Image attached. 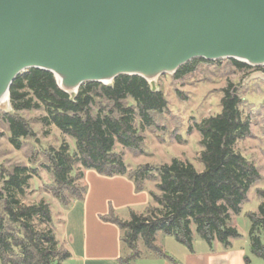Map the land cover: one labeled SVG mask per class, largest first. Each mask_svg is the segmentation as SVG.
I'll use <instances>...</instances> for the list:
<instances>
[{
    "label": "trees",
    "instance_id": "1",
    "mask_svg": "<svg viewBox=\"0 0 264 264\" xmlns=\"http://www.w3.org/2000/svg\"><path fill=\"white\" fill-rule=\"evenodd\" d=\"M240 70L251 67L230 61ZM198 59L183 66L174 76L180 80L195 71ZM264 72V70H263ZM220 114L195 124L201 136L199 155L204 166L198 171L189 161L174 158L159 168L138 166L130 170L117 146L140 150L144 142L136 127L139 119L147 127L155 126L153 114H162L168 102L162 90L152 92L140 77L121 76L112 86L84 84L75 101L59 89L54 76L32 69L21 74L11 87L12 114L0 112L8 124L10 142L18 150L23 141L35 133L21 112L44 111L39 122L55 126L71 139L58 149L50 147L43 167L53 177L46 190L65 207L82 201L87 187L79 182L86 171H95L107 178L126 177L137 193L145 190L146 182H154L150 205L144 213L130 210V219L123 220L114 210L101 219L117 226L121 241L130 252L124 262L153 256L172 260L157 245V235L172 237L188 251H194V230L211 249L216 243L225 249L243 236L233 225L248 202L250 189L261 179L258 169L235 147L251 135V123L243 115V99L229 84L223 89ZM36 169L15 166L0 169V263L1 264H62L71 258L60 248L54 230V217L45 201L23 204ZM261 200L257 212H248L250 253L264 263V189L257 191ZM43 226V228H42ZM140 244L146 251L141 252Z\"/></svg>",
    "mask_w": 264,
    "mask_h": 264
},
{
    "label": "water",
    "instance_id": "2",
    "mask_svg": "<svg viewBox=\"0 0 264 264\" xmlns=\"http://www.w3.org/2000/svg\"><path fill=\"white\" fill-rule=\"evenodd\" d=\"M198 59L264 67V0H0L6 114L13 83L32 69L75 101L84 84L110 87L121 76L157 93L160 77Z\"/></svg>",
    "mask_w": 264,
    "mask_h": 264
},
{
    "label": "rangeland",
    "instance_id": "3",
    "mask_svg": "<svg viewBox=\"0 0 264 264\" xmlns=\"http://www.w3.org/2000/svg\"><path fill=\"white\" fill-rule=\"evenodd\" d=\"M212 63L197 65L192 74L180 80L175 79L174 75L160 77L157 85L166 96L167 109L162 114H153V127L149 128L137 119L136 127L144 139L140 150H130L119 145L116 152L123 155L130 170L141 165L159 168L169 164L174 158H179L191 162L198 171H202L204 166L199 162L202 151L201 136L196 131L195 124L221 113L222 91L229 84H233L234 90H237L243 99L242 113L251 123V135L239 141L235 149L254 164L261 175V179L249 191V200L243 204L242 214L233 220V225L243 236L237 241L238 245L248 249L250 222L246 213L257 212L261 203L257 191L264 189V81L255 75L263 71L264 67L240 71L229 60ZM0 112L4 113L2 110ZM20 115L28 121L35 136L24 140L23 147L18 150L9 140L8 124L0 119V169L10 170L15 166L36 169L38 175L30 181L27 196L21 198V201L26 205L45 201L58 221V218L62 217L60 214L67 208L46 190V186L53 182V177L43 167L48 164L45 153L50 147L58 149L65 143H68L73 151L74 143L55 126H46L39 122V119L45 116L44 111L21 112ZM79 184L85 185L88 192V180H82ZM155 184L146 182L143 192L149 195L150 191H156ZM116 215L123 220L130 219V211L127 209L116 212ZM193 230L197 250L206 244L194 228ZM159 235L161 243L163 239L175 243L172 237ZM60 248L63 249L61 246ZM141 248L146 251L142 244ZM248 257L250 264H264L250 252Z\"/></svg>",
    "mask_w": 264,
    "mask_h": 264
},
{
    "label": "crops",
    "instance_id": "4",
    "mask_svg": "<svg viewBox=\"0 0 264 264\" xmlns=\"http://www.w3.org/2000/svg\"><path fill=\"white\" fill-rule=\"evenodd\" d=\"M85 179L89 182V190L84 200L75 201L60 214L62 217L58 221L53 216L59 245L71 254L63 264H128L124 260L130 252L121 241L120 229L101 218L110 210L144 213L151 203L150 195L137 193L134 183L126 177L107 178L95 171H86ZM159 236L157 245L172 260L148 256L132 264H250L249 247H241L238 240L233 241L229 249L218 243L211 249L203 241L206 245L197 250L194 241V251L190 252L176 241L172 243L163 239L161 243ZM139 248L145 252L141 244Z\"/></svg>",
    "mask_w": 264,
    "mask_h": 264
}]
</instances>
